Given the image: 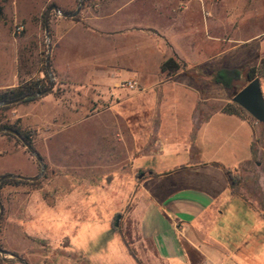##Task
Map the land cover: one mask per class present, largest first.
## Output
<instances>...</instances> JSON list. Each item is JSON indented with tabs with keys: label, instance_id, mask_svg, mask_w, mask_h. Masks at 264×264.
<instances>
[{
	"label": "crops",
	"instance_id": "1",
	"mask_svg": "<svg viewBox=\"0 0 264 264\" xmlns=\"http://www.w3.org/2000/svg\"><path fill=\"white\" fill-rule=\"evenodd\" d=\"M201 1L207 7L204 17L200 0L84 4L80 22L96 30L101 36L97 39L73 18L56 17L50 24L55 57L51 68L57 79L73 85L87 82L84 71L91 70L95 61L108 68L110 79H134L141 86L130 96L134 107L118 124L125 160L130 165L134 161L133 169L145 172L135 184L130 206V225L141 244V264H238L234 258L259 249L257 241L264 238V168L259 162L264 149L253 131L255 124L236 104L221 98L214 100L218 104H207L205 88L174 80L184 73L181 62L188 72L185 76L195 80L200 74L195 71L212 60L218 70L238 68L244 61L251 63L249 69H259L264 44H253L258 35L247 39L223 35L238 34L245 26V16L259 15L254 8L259 0H251L246 10L232 4L225 9V17ZM156 37L179 52H160ZM207 44L216 49L213 57L206 55ZM244 53L246 58L241 61ZM167 59L178 65L175 72L161 71ZM0 64V91L35 77L34 73L20 75L15 47L9 65L4 60ZM258 79L264 82V77ZM149 95L152 106L143 109L147 110L144 114L138 99ZM166 103L175 113L171 125L159 115L160 105ZM36 108L19 105L14 114L23 119ZM171 130L176 137L169 136ZM86 141V153L93 155L96 142L93 137ZM105 144L109 143L102 144L103 152L109 149ZM72 153L71 159L78 158V149ZM231 161L234 164L229 165ZM24 162L26 170L14 169L13 174L34 177L35 163ZM24 258L30 263L29 257Z\"/></svg>",
	"mask_w": 264,
	"mask_h": 264
},
{
	"label": "rangeland",
	"instance_id": "2",
	"mask_svg": "<svg viewBox=\"0 0 264 264\" xmlns=\"http://www.w3.org/2000/svg\"><path fill=\"white\" fill-rule=\"evenodd\" d=\"M206 1L224 17L225 9L232 4L238 3L242 6L239 9L246 10V6L251 3V0ZM200 4L203 17L207 16V7H203L201 0ZM52 5L60 12L71 13L76 10L78 0H0V63L4 60L9 65L12 48L15 47L20 75L34 73L32 80H41L49 47L50 59L52 56L50 69L52 65L55 67L50 24L51 20L61 16L51 12L47 33L44 30L45 12ZM254 6L260 12L259 15L245 16V26L238 34L230 32L223 35L240 39L258 35L253 44H264V0L256 1ZM83 11L82 3L73 20L97 39L99 36L96 30L80 22ZM252 21L256 22L255 25L248 26ZM18 24L24 28L19 36L13 34V28ZM155 39L160 52L172 55L179 52L167 48L168 45L159 38ZM215 52L216 49L207 44V57H213ZM245 58L246 53L241 56V61ZM93 64L91 70L84 71L89 80L74 85L57 79L55 69H52L51 92L8 110H0V128H12L26 136L45 168L37 181L5 183L0 187L3 207L0 217V248L24 259L28 264H141L138 258L141 244L135 237L133 225H130V206L136 194L135 184L144 178L145 172L133 169L134 161L130 165L125 160L126 153L119 144L122 134L118 129L126 111L134 107L135 101L130 96L138 92L141 86L134 79L119 76L110 79L107 67L95 61ZM178 64L180 72L184 73L174 78L175 81H185L194 87L205 88L207 104H218L214 100L221 98L233 105L231 99L246 84L245 75L251 65L244 61L237 68L242 70L241 79L233 83L232 88L223 89L213 82V75L219 67L213 60L195 71L200 73L196 80L185 76L188 72L183 62ZM259 82L264 96V82ZM138 100L137 105L145 114L152 106L151 95ZM19 105L37 108L21 119L14 114ZM160 106L161 119L171 125L176 121L172 117L175 115L174 110L167 103ZM148 114L149 117L153 115L152 112ZM243 116L255 124L253 131L256 132L259 146L264 149V124L257 123L245 112ZM170 133V137H176L174 131ZM88 137H93L96 142L93 155L86 153ZM104 140L109 143L105 144L109 149L107 147L103 152L101 146ZM79 142L84 145L77 146ZM73 149H78V158L71 159ZM26 159L35 163L33 176H36L40 170L39 164L23 144L12 137L0 135V177L15 175L14 169L22 172L26 170ZM259 162L264 168V152ZM230 164L234 163L231 161ZM117 216L119 219L116 226ZM257 243L261 244L259 249H253L247 254L242 252L234 261L238 264H264V238ZM25 256L29 257L30 263ZM3 258L9 257L0 255V264H6Z\"/></svg>",
	"mask_w": 264,
	"mask_h": 264
},
{
	"label": "water",
	"instance_id": "3",
	"mask_svg": "<svg viewBox=\"0 0 264 264\" xmlns=\"http://www.w3.org/2000/svg\"><path fill=\"white\" fill-rule=\"evenodd\" d=\"M83 0H78V5L76 7V10L71 13H65V12H60V10L52 5L50 6L46 12H45V18H44V30L45 33H47V23H48V18L50 16L51 12H54L56 14H59L63 18H74L80 11V7L82 6ZM45 70L46 73L50 79V86L42 92L38 93H32L29 95H26L22 98L13 100V101H0V107L8 106V105H15L23 102L26 99L30 98H40L42 96H45L49 92H51L53 88V76L51 73L50 69V49L48 47L47 54L45 56ZM231 101L236 104L238 107H240L242 110H244L251 118H253L257 123L259 124H264V97L262 94L260 82L258 78H254L250 82H248L240 91H238L234 97L231 99ZM0 133H7L12 136H14L17 140H19L23 146L26 148V150L34 157L36 162L39 164L40 170L39 173L34 176V177H24L20 175H10L6 174L0 177V182L8 179H15V180H21V181H29V182H34L39 180L43 173H44V164L39 157V155L34 151L32 146L27 143L21 135L13 130L12 128H0ZM3 212V207L0 202V217ZM119 216L116 217L115 220V225L117 226ZM0 255L5 257L8 256L9 258H3V262L6 264H11V263H18V264H28L24 259L15 256L13 254H10L2 249H0Z\"/></svg>",
	"mask_w": 264,
	"mask_h": 264
},
{
	"label": "trees",
	"instance_id": "4",
	"mask_svg": "<svg viewBox=\"0 0 264 264\" xmlns=\"http://www.w3.org/2000/svg\"><path fill=\"white\" fill-rule=\"evenodd\" d=\"M83 4H84V2H83ZM263 65H264V59L262 61V65L260 66L259 69H254V68L252 69L251 68V69H249L246 72V75H245L246 84L248 82H250L251 80H253L255 77H258V78H263L264 77ZM160 69H161V71H167L168 73L169 72H175L178 69V65L172 59H167L161 64ZM43 72H44V77L41 80H32L31 79L28 82L19 85L18 87L0 91V101H13V100L22 98V97H24L26 95H29V94H32V93H38V92L45 91L48 88V86H49V78H48V75L46 73L45 67L43 69ZM241 74H242V70L241 69H237V68H233V69H226V68L219 69L213 75V82L216 85L221 86L223 89H230V88H232L233 83H235V82H237V81H239L241 79ZM241 89H239V91ZM34 99L35 98L26 99V100H24L23 102H21L19 104L27 103V102H30V101H32ZM15 105H18V104H15ZM15 105H8V106L0 107V110H2V111L8 110V109L12 108ZM15 131H17V130H15ZM19 134L21 135V137L27 143H29V141H28L26 136H24L21 133H19ZM0 135H5V136H8V137H12L17 142L21 143L19 140H17L14 136H12L10 134L0 133ZM30 156H32V155L30 154ZM26 182L27 181L8 179V180H4V181L0 182V187L3 184H5V183L20 184V183H26ZM13 255H15V254H13Z\"/></svg>",
	"mask_w": 264,
	"mask_h": 264
},
{
	"label": "built area",
	"instance_id": "5",
	"mask_svg": "<svg viewBox=\"0 0 264 264\" xmlns=\"http://www.w3.org/2000/svg\"><path fill=\"white\" fill-rule=\"evenodd\" d=\"M101 1L103 0H83L84 4H87L91 7H97ZM176 1H179V2H183V1H186V0H176ZM24 31V28L22 25L18 24V25H15L14 28H13V34L14 35H21ZM130 87H132L131 85H129Z\"/></svg>",
	"mask_w": 264,
	"mask_h": 264
}]
</instances>
